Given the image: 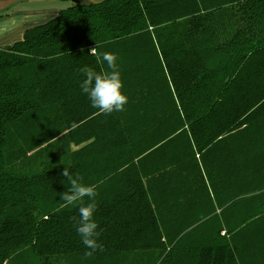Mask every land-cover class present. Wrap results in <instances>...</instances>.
<instances>
[{"label":"trees","instance_id":"obj_1","mask_svg":"<svg viewBox=\"0 0 264 264\" xmlns=\"http://www.w3.org/2000/svg\"><path fill=\"white\" fill-rule=\"evenodd\" d=\"M71 3L0 49V264H264V0ZM94 47L123 111L81 92Z\"/></svg>","mask_w":264,"mask_h":264},{"label":"clouds","instance_id":"obj_2","mask_svg":"<svg viewBox=\"0 0 264 264\" xmlns=\"http://www.w3.org/2000/svg\"><path fill=\"white\" fill-rule=\"evenodd\" d=\"M89 51L90 55H95L97 60L106 64V70L97 73L89 67L80 69L85 77L80 83L81 92L87 96L91 106L102 114L110 115L113 112L123 111L128 100L121 92L123 85L118 70L117 56L111 52L97 53L96 47ZM62 175L67 178L69 186L67 191L61 194L60 199L65 206L81 201V206L78 208L80 219L76 231L81 237L82 243L89 249L85 253V257H92L97 250H103L102 244L97 240L99 237V233L96 231L98 225L93 219L96 209L95 196L97 195L95 186H86L80 183L81 178L70 174L68 167L64 168ZM85 197L89 199L86 205L83 203Z\"/></svg>","mask_w":264,"mask_h":264},{"label":"crops","instance_id":"obj_3","mask_svg":"<svg viewBox=\"0 0 264 264\" xmlns=\"http://www.w3.org/2000/svg\"><path fill=\"white\" fill-rule=\"evenodd\" d=\"M60 1L0 0V15L10 13L0 17V49L20 42L26 30L53 20L59 10L64 8L65 3ZM92 1L98 3L103 0Z\"/></svg>","mask_w":264,"mask_h":264},{"label":"rangeland","instance_id":"obj_4","mask_svg":"<svg viewBox=\"0 0 264 264\" xmlns=\"http://www.w3.org/2000/svg\"><path fill=\"white\" fill-rule=\"evenodd\" d=\"M71 1L72 0H62L60 2H64L65 3L64 7H67V6L72 4ZM78 1L83 2V3H90V2L94 3L92 0H89L90 2L88 0H78ZM263 222H264V219H263ZM258 223H260V220L256 221V224H258Z\"/></svg>","mask_w":264,"mask_h":264}]
</instances>
